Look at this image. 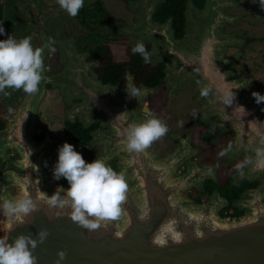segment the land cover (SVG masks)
<instances>
[{"label": "water", "instance_id": "1", "mask_svg": "<svg viewBox=\"0 0 264 264\" xmlns=\"http://www.w3.org/2000/svg\"><path fill=\"white\" fill-rule=\"evenodd\" d=\"M163 1H137L134 6L139 16L135 25L113 24L131 37L132 47L138 41L153 45L149 52L151 63L167 65L166 76L159 84H141L146 95L139 100L128 98L119 84L103 83L95 72L100 58L87 59L90 51L78 52L70 38L61 44L67 67L51 76L44 71L40 91L31 96L24 94L15 113L0 129V157L9 148L17 149L21 156L16 162L21 171H9L1 177L5 188L2 201L24 194L43 198L42 192L51 196L59 188L69 187L66 179L56 189L46 183L44 161L56 139L45 134L37 141L34 134L37 110L48 84L61 86L70 101L83 99L69 111V120L80 117L85 127L101 122L92 131L90 143L104 147L100 158L108 165L112 159H119L118 170L125 174L128 184L121 217L105 222L104 227L90 234L67 216L49 222L55 211L44 204L41 207L46 213L41 209L28 217L2 216L1 237L7 234L9 243L20 234L32 233L35 238L41 227L48 228L49 237L33 253L37 264H55L60 249L67 252L62 264H264V202L253 206L245 216L223 218L212 202L198 203L188 195V176L177 175L179 165L188 158L183 148L172 150L165 157L149 148L143 153H129L126 149L124 129L143 120L138 111L147 98L165 85L177 91L193 80L198 82L200 95L201 87L212 86L210 79L218 77L211 71L210 62L223 60L227 45L244 42L243 38L224 32L226 21L235 24L241 18L224 12L235 5L233 0H206L203 8L188 0L183 38H176L172 19L164 23L154 20L157 5ZM43 36L46 43L48 38ZM46 52L47 49L44 59ZM208 53L221 56L210 58ZM232 75V71L223 74ZM126 80L135 84L130 72ZM201 100L205 102L207 98L201 96ZM9 187H16V193Z\"/></svg>", "mask_w": 264, "mask_h": 264}, {"label": "flooded vegetation", "instance_id": "2", "mask_svg": "<svg viewBox=\"0 0 264 264\" xmlns=\"http://www.w3.org/2000/svg\"><path fill=\"white\" fill-rule=\"evenodd\" d=\"M236 9L238 8L230 6L225 8L224 12L228 15L241 16V20L245 13ZM34 14V10L30 9L29 16ZM237 23L226 21L225 33H234L231 28ZM3 27L7 37L12 35L17 39L16 29L9 32L7 26L3 25ZM252 39L248 38V40ZM150 45L153 47L152 44ZM249 45V41L240 45H227L224 61H211L209 64L211 71L218 74L217 78L210 79L213 92L215 93L217 87L232 89L236 94L233 105L224 106L218 102L215 94H210L205 102L202 101L198 93V82L193 81L177 91L170 90L167 85L161 87L145 100L144 107L139 108L138 111V117L144 119L147 107L169 128L164 137L155 141V149L152 150L151 147L149 149L165 157L170 151L183 148L188 158L179 165L177 175L188 176L191 182L188 195L198 203L212 202L223 218L245 216L253 206L264 202V162H259L255 155V149L260 146L261 137H264V103L257 104L252 96L253 91L264 94V52L250 53ZM207 55L210 58L221 56L219 53ZM127 57L126 52L120 61H125ZM149 64L161 66L163 76L159 78L160 82L166 76L167 65L164 62ZM230 71L234 74L232 77L223 76ZM118 84L122 92L126 84L122 85L121 82ZM141 84L142 82L139 88ZM49 86L50 84L47 88ZM9 92L11 94L7 97L0 94V109L12 110L6 115V122L13 114V110L16 111L25 94L21 90ZM82 101L83 99L79 98L75 103ZM238 106L244 109L237 108ZM194 110L197 113L195 118L192 115ZM0 116L4 114L0 112ZM76 120L80 118L77 117ZM95 123L98 129L101 122H93L90 126ZM229 145L232 146L231 150L226 155L220 156L219 153L228 149ZM249 159L251 162L245 163ZM118 160L114 158L109 163V166L117 172H119ZM238 164H242L243 167L238 169ZM7 171L21 170L16 168ZM4 173L6 171H0L1 202L3 190L1 177ZM10 190L15 193L17 188L11 187Z\"/></svg>", "mask_w": 264, "mask_h": 264}, {"label": "clouds", "instance_id": "3", "mask_svg": "<svg viewBox=\"0 0 264 264\" xmlns=\"http://www.w3.org/2000/svg\"><path fill=\"white\" fill-rule=\"evenodd\" d=\"M56 2L62 10L74 18L83 8L85 0H56ZM251 2L259 3L264 9V0H251ZM4 32L3 23H0V33ZM55 43L52 37H49L42 47H35L31 36L16 39L10 35L7 39L0 40V94L9 96L11 93L7 91L8 89L22 90L30 96L37 94L41 82L45 79L44 50L54 53ZM131 51L133 54H139L145 63L151 62V54L143 42L138 41ZM124 87L128 98L139 100L142 95H146V92L131 80ZM210 94H215L218 102L224 106H231L236 100V94L232 89L217 87L214 93L210 85L201 87L202 97H208ZM252 96L257 104L264 103V94L253 91ZM192 115L194 118L197 116L195 110ZM168 131L167 124L146 107L144 119L140 122H132L124 129L126 149L129 153H143ZM259 143L255 155L259 162H264V137H261ZM231 147L229 145L228 149L222 150L219 155H226ZM58 153L53 171L54 179H66L69 187L59 188L51 196L42 192L43 198H33L24 194L15 199H4L0 202V213L6 218L28 217L41 209L45 212V208L41 207V204H44L47 209L55 211V216L48 218L49 222L57 217L67 216L86 229L88 234L104 227L105 222L118 220L128 190L125 174L117 172L101 158L86 162L82 154L68 142H64L59 147ZM250 162L249 159L245 163ZM242 167V164L237 165L238 169ZM49 235L48 228L41 227L35 238L32 233L20 234L9 243L7 234L0 237V264H37L38 258L33 254L34 250L44 243ZM66 259V250L60 249L55 264H62Z\"/></svg>", "mask_w": 264, "mask_h": 264}, {"label": "rangeland", "instance_id": "4", "mask_svg": "<svg viewBox=\"0 0 264 264\" xmlns=\"http://www.w3.org/2000/svg\"><path fill=\"white\" fill-rule=\"evenodd\" d=\"M87 1L94 2V0ZM103 1L108 9V24L100 26L93 25V27L99 28V30L102 31L105 35L104 40L112 46L115 59L120 61L124 53L131 52L132 39L126 33L119 31L113 24L120 23L128 26L135 25L139 13L134 4L140 0ZM233 1L235 5L232 7L238 8L236 10L240 12L243 10L245 13L242 15V19L231 28L235 31L233 34L243 38L245 43L248 41L250 42V53L264 52V9L259 6V3L254 4L251 0ZM0 2H4V0H0ZM16 8L22 13V21H24L22 29H16L18 34L17 39L30 36L31 34V38L33 39L32 44L35 47H42L45 44L43 34H45L47 38H54L56 41L54 45L56 51L50 53L47 50L44 59L45 73L46 75L51 76L62 72L67 66L62 58L63 53L61 44L72 38L74 47L80 52L77 47V40L84 31L81 19L77 16L74 18L69 16L60 8L56 0H19ZM30 9L34 10V15L29 16ZM248 38L253 39L248 40ZM224 54L223 60L221 61H224ZM193 81H190L185 85ZM183 87H181V89ZM10 90L12 89H8L7 91ZM21 92L24 93L22 90ZM67 95L68 92L63 90L61 86L50 84L38 107L34 126L35 135L43 137L47 134L50 138L56 139V141L52 142L51 153L44 161L48 174V180L46 183L53 189L61 187L64 181V178L59 180L54 179L53 175L54 166L58 160V149L64 142L71 143L75 149L82 154L86 162H92L96 158H100L104 152V147L101 145H95L93 143L84 145L74 142L66 136V119L69 117V111L76 104L75 101L79 99L75 98L70 101L68 100ZM13 113H15L14 110ZM36 140L39 141V139ZM155 146L156 142L150 147L153 150L155 149ZM20 158L21 156L17 149L9 148L4 156L0 157V171L9 172L7 170H16V168H18L16 162ZM10 188L11 187L8 188L9 191H11ZM3 191H5L4 187L1 193V198ZM2 216L3 214L0 213L1 229Z\"/></svg>", "mask_w": 264, "mask_h": 264}, {"label": "trees", "instance_id": "5", "mask_svg": "<svg viewBox=\"0 0 264 264\" xmlns=\"http://www.w3.org/2000/svg\"><path fill=\"white\" fill-rule=\"evenodd\" d=\"M18 1L4 0V2H0V23L7 26L10 29L9 32L14 29H22L24 25L22 13L16 9ZM205 1L193 0L199 8L204 7ZM187 2L188 0H164L157 5V10L153 15L154 20L161 23L172 19V27L176 38H183L185 35ZM77 17L81 19L84 27L83 33L77 40L78 50L80 52L90 51V59L100 58V64L95 68V72L103 83L118 84V82H121L122 85H125L126 73L129 71L134 76L137 87L140 82L154 86L159 84V78L163 76L161 66L145 63L139 54H133L132 51L128 52L125 61L116 60L112 46L104 40L105 35L99 28L93 27V25L108 24V9L103 0H94V2L85 0L84 6ZM1 35L0 40L8 38L5 32ZM144 45L150 52L152 46L146 43ZM9 109H0V112L4 114V116H0V129L6 125V115L11 112ZM96 127L97 123L85 127L80 120L72 121L68 119L65 122V133L74 142L88 145L93 138L92 131ZM39 137L41 136L35 135L36 139Z\"/></svg>", "mask_w": 264, "mask_h": 264}]
</instances>
